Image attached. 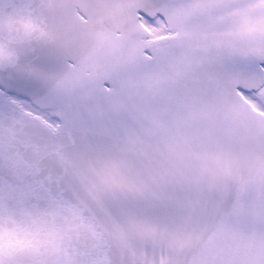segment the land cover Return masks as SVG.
<instances>
[{"label":"snow or ice","instance_id":"1","mask_svg":"<svg viewBox=\"0 0 264 264\" xmlns=\"http://www.w3.org/2000/svg\"><path fill=\"white\" fill-rule=\"evenodd\" d=\"M0 264H264V0H0Z\"/></svg>","mask_w":264,"mask_h":264}]
</instances>
